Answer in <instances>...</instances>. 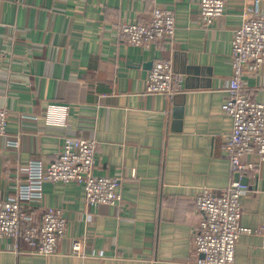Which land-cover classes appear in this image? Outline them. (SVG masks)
Segmentation results:
<instances>
[{
  "label": "crops",
  "instance_id": "obj_1",
  "mask_svg": "<svg viewBox=\"0 0 264 264\" xmlns=\"http://www.w3.org/2000/svg\"><path fill=\"white\" fill-rule=\"evenodd\" d=\"M156 5L174 11L171 42L143 47L118 38L119 21H145ZM242 5L225 0L224 13L205 27L199 0H0V107L9 114L0 197L28 160L47 162L67 136L80 135L96 138L94 171L118 176L124 201L120 209L88 204L82 183L43 182L34 212L61 207L65 236L50 255L28 252L25 242L15 253L0 239V264H194L195 193L232 178L222 147L232 119L222 104ZM159 59L184 75V91L172 98L145 92ZM245 81L264 102V66ZM51 102L69 105L66 126L45 123ZM20 113L36 118L19 120ZM244 183L240 223L250 231L238 236L234 264H264V161ZM73 237L85 238L84 256L67 253Z\"/></svg>",
  "mask_w": 264,
  "mask_h": 264
},
{
  "label": "built area",
  "instance_id": "obj_2",
  "mask_svg": "<svg viewBox=\"0 0 264 264\" xmlns=\"http://www.w3.org/2000/svg\"><path fill=\"white\" fill-rule=\"evenodd\" d=\"M225 0H199L198 16L207 27L221 16ZM117 36L130 45L149 47L154 41L171 42L175 30L172 8L156 5L145 21L121 20ZM231 74L226 86L227 96L222 110L229 114L232 126L223 142L224 154L231 175L227 185L216 190L202 186L195 193L193 210L198 220L193 226L192 243L196 255L194 264H234L235 244L240 233L250 231L240 223V196L247 185L242 177L255 174L264 161V102L255 98L256 86L246 83L245 77L264 66V11L261 0H243L241 23L233 29L230 49ZM183 73L173 69L170 60H155L148 73L146 93L172 98L184 91ZM69 105L48 103L44 111L48 125H67ZM8 111L0 107V137H6ZM19 120L35 119V114L20 113ZM96 138L67 136L60 151L47 162L30 159L24 165V176L10 184V193L0 197V239L8 240L9 248L21 252L23 242L27 251L41 255L53 254L57 243L65 236L67 220L61 207L45 206L40 215L34 212L42 197L46 181H76L83 185V198L88 204H105L120 209L123 198L120 178L96 174ZM16 141L6 139V145ZM253 154L255 160H246ZM264 231V226L258 229ZM85 238L73 237L67 253L85 255ZM102 255L97 253L95 255ZM91 255H94V253Z\"/></svg>",
  "mask_w": 264,
  "mask_h": 264
},
{
  "label": "water",
  "instance_id": "obj_3",
  "mask_svg": "<svg viewBox=\"0 0 264 264\" xmlns=\"http://www.w3.org/2000/svg\"><path fill=\"white\" fill-rule=\"evenodd\" d=\"M245 180H246V176H243L242 177V182H245Z\"/></svg>",
  "mask_w": 264,
  "mask_h": 264
}]
</instances>
